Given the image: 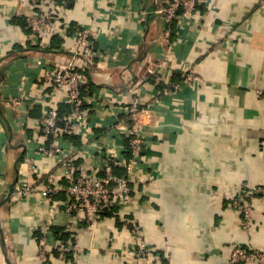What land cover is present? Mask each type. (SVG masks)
Listing matches in <instances>:
<instances>
[{"label":"crops","instance_id":"1","mask_svg":"<svg viewBox=\"0 0 264 264\" xmlns=\"http://www.w3.org/2000/svg\"><path fill=\"white\" fill-rule=\"evenodd\" d=\"M158 1L56 0L52 35L59 41L51 35L34 50L23 25L39 0H0V264L71 263L54 245L70 236L63 195L46 199L36 189L49 172L62 176L58 156L43 157L37 147L49 106L70 112L50 78L55 65L69 62L83 65V92L93 98L85 105V140L73 134L59 142L74 152L76 172L122 152L134 95L143 103L146 141L130 207L107 209L89 225L71 216L75 264H228L234 245L264 247V197L252 201L245 230L232 203L242 184L264 185V0H200L192 20L171 24L167 44ZM82 26L94 38L86 65L72 41ZM189 71L197 78L188 79ZM24 179L33 190L18 196ZM128 218L154 246L148 258L135 254ZM45 223L50 233L41 238Z\"/></svg>","mask_w":264,"mask_h":264},{"label":"built area","instance_id":"2","mask_svg":"<svg viewBox=\"0 0 264 264\" xmlns=\"http://www.w3.org/2000/svg\"><path fill=\"white\" fill-rule=\"evenodd\" d=\"M200 0H159L155 12L161 14L165 23L161 33V42L167 44L170 41L171 24L178 25L190 21L195 17L197 5ZM56 0H39V11L36 15H28L26 21L33 37L34 44L41 46L55 32ZM72 41L75 54L86 65L94 54V38L91 29L79 27L72 33ZM160 42V43H161ZM157 69V65L152 69ZM188 79H196L197 75L189 71ZM50 78L54 91L70 106L68 114H60L57 108L51 104L39 119V130L44 138L43 143L37 147L38 153L46 158L57 157L59 160L58 172L51 171L42 179V186L36 188L40 195L51 199L57 193H62L61 204L68 214V220L64 225L65 231L70 232L67 239L58 238L55 245L61 258L70 259V264H75V253L78 250L77 235L73 231L74 223L71 216L80 215L87 224H92L99 219L101 213L107 209L120 207L128 209L132 202L131 183L142 182L141 173L136 168V160L144 152L145 139L142 133L141 120L142 101L138 95H134L128 107L126 116V131L128 141L122 152H111L100 157L102 163L93 166L90 172L77 173L75 154L72 151L65 152L59 145L66 137L73 134L86 138L87 114L85 105H89L90 99L87 92L88 80L84 67H76L72 62L57 64L50 71ZM171 83L168 86L171 87ZM264 89L258 90L262 94ZM123 152L129 154L128 157ZM122 169V172H117ZM242 193L232 203L239 210L242 217V229L250 226L252 201L256 197H264V185L242 184ZM33 190L26 179L21 180L16 189V195L22 196ZM127 227L134 235V252L139 257H149L155 252L153 245L148 243L141 232V228L135 218L127 219ZM42 237L49 233V225L43 224L40 228ZM68 259V258H67ZM264 264V247H246L241 244L234 245L228 258V264L246 263Z\"/></svg>","mask_w":264,"mask_h":264},{"label":"trees","instance_id":"3","mask_svg":"<svg viewBox=\"0 0 264 264\" xmlns=\"http://www.w3.org/2000/svg\"><path fill=\"white\" fill-rule=\"evenodd\" d=\"M23 26H25V29L27 30V31H29L30 32V29H29V27H28V23H27V21H26V18H25V20H24V25ZM51 39L53 40H55V43H56V40H57V42L59 41L57 38H55V35L53 36H51ZM52 42V41H51ZM53 43V42H52ZM28 46H29V48L30 49H34V50H36V49H39V45H37V44H28ZM48 47H50V46H48ZM51 48V47H50ZM62 239H67V237H65V238H62Z\"/></svg>","mask_w":264,"mask_h":264}]
</instances>
